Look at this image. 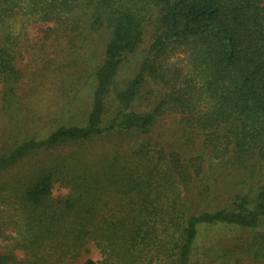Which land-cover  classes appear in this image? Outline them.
Returning <instances> with one entry per match:
<instances>
[{
	"label": "trees",
	"instance_id": "16d2710c",
	"mask_svg": "<svg viewBox=\"0 0 264 264\" xmlns=\"http://www.w3.org/2000/svg\"><path fill=\"white\" fill-rule=\"evenodd\" d=\"M35 22L105 39L47 114L19 93ZM0 82V264H76L91 242L102 264H264V0H0ZM169 115L182 134L153 137Z\"/></svg>",
	"mask_w": 264,
	"mask_h": 264
},
{
	"label": "rangeland",
	"instance_id": "374dc122",
	"mask_svg": "<svg viewBox=\"0 0 264 264\" xmlns=\"http://www.w3.org/2000/svg\"><path fill=\"white\" fill-rule=\"evenodd\" d=\"M48 26L49 25L40 22L28 24L22 32L19 44L16 48L18 57L17 65L22 72L19 93L26 106H29L30 109L41 114L59 111L61 107H63L62 104L68 102V88L70 82L68 74L74 75L77 72L73 64L77 62V59L83 52H86V48L89 49L90 47H94L98 50L105 40L101 35L97 36L96 34L95 38H89V46L85 48L83 47L84 43L81 39L73 41L71 36L65 35L59 38L48 30ZM153 31V27H149V32L146 36L147 42L152 39ZM141 54L140 52L137 56ZM180 60L173 58L172 62L181 64ZM1 86L2 82H0V102L2 99ZM176 125V115L165 117L155 128L153 137L159 140L161 139L158 137H164L169 140L179 137L182 132ZM197 145H201V142H197ZM203 152L206 153V150L199 146L194 150L195 155ZM202 165L205 168L206 174H209L211 177H215L216 175H214V173L218 172L220 169L215 161L209 158L207 153ZM210 165L211 168H209ZM223 173L221 178L219 177L218 183L220 190L223 189L226 191L230 186L234 185L237 177L233 173L230 174L226 168L223 170ZM207 182L208 178L206 183ZM196 189L198 191V186ZM67 193V188L59 184H56L53 189L54 197H62ZM7 236L6 239L0 238V251L11 248L14 243V238L17 237V233L13 228H10L7 231ZM88 246L89 250L81 255L76 264H83L88 258H92L99 264H102L103 254L97 245L91 242ZM14 252L18 258H23L24 253L22 250L15 249ZM241 264L257 263L245 257Z\"/></svg>",
	"mask_w": 264,
	"mask_h": 264
}]
</instances>
